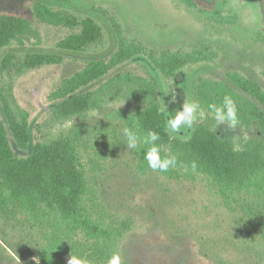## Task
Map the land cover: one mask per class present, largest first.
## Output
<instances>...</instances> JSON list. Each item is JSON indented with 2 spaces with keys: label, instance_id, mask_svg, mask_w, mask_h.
I'll list each match as a JSON object with an SVG mask.
<instances>
[{
  "label": "rangeland",
  "instance_id": "rangeland-1",
  "mask_svg": "<svg viewBox=\"0 0 264 264\" xmlns=\"http://www.w3.org/2000/svg\"><path fill=\"white\" fill-rule=\"evenodd\" d=\"M37 2L53 11L73 14L79 20H95L102 29V37L83 54L65 55L60 66L41 67L20 77L10 74L0 77V89L5 82H13L15 103L28 114L30 142L27 150L18 151L12 143L18 156L27 157L36 143L50 135L69 132L71 128L78 131L79 165L93 191L90 204L88 201L85 205L93 206L103 222L123 229L116 249L121 264H214L200 255L201 250L220 259L222 264H257L250 263L246 256H238L235 249L218 240L219 232L210 230L215 209L210 208L212 212L201 221L198 212L214 203L203 188L184 180H169L158 173L141 174L132 149L126 147L121 130L123 123L111 111L131 109L132 105L116 103L74 122L58 123L50 118L56 103L48 102L47 96L88 61L108 58L122 47L130 53V58L79 93L96 91L114 75L128 74L153 87L160 104L163 107L165 103L167 110L173 103V94L174 103L196 102V85L212 80L226 83L264 112L262 106L226 78L228 73L238 74L264 92V0H227L226 3L194 0L193 7H187L182 0H67L63 4L51 0H0V14L25 18L33 31L22 45L13 43L12 50L1 51L0 59L9 51L19 56L28 52H57L54 49L57 43L80 30L40 23L33 14ZM199 50L205 51L208 60L182 69L183 73L173 79L165 78L148 58L149 53L158 56L162 52ZM201 110L202 114H198L191 128L182 129L180 134L168 131L169 135L186 140L195 126L206 124L219 138L236 147L262 137L256 127L218 126L211 112ZM225 213L217 215L218 223L225 222L222 226L226 225ZM51 224L52 217L39 218L10 201L1 203L0 264H34L32 258L37 257L39 249L55 238ZM224 230L221 231L223 239L229 236ZM200 233L208 240L199 243L195 235ZM70 240L65 253L54 252L61 264H68L70 255L79 257L77 249L85 248L82 235Z\"/></svg>",
  "mask_w": 264,
  "mask_h": 264
},
{
  "label": "trees",
  "instance_id": "trees-1",
  "mask_svg": "<svg viewBox=\"0 0 264 264\" xmlns=\"http://www.w3.org/2000/svg\"><path fill=\"white\" fill-rule=\"evenodd\" d=\"M182 1L187 7L195 5L194 0ZM33 14L42 24L80 30L57 43L54 48L57 52H28L19 56L9 51L0 59V77L4 74L20 77L41 67L60 66L65 55L83 54L101 40L102 29L91 18L79 20L73 14L53 11L39 2L34 4ZM32 32L25 18L1 13L0 52L12 50L13 43L22 45ZM129 54L121 47L108 58L88 61L80 71L61 81L47 96L48 102L56 103L51 110V120L71 123L116 103L132 105L131 109L111 110L122 121L121 130L130 128L141 137L155 131L160 136L155 143L161 158L172 155L177 158L176 167H170L167 172L153 171L144 159L151 145L141 144L132 149L141 174L148 171L169 180L199 185L214 202L198 212L201 221L212 212L210 208L215 209L210 230L219 232L218 240L222 239L228 247L235 249L238 256H246L250 263L264 264V112L224 82L204 80L196 85L194 99L201 108L209 111V104L220 106L224 96L229 95L237 103L240 119L237 127H256L262 136L259 141L247 140L236 147L234 143L219 138L206 124L195 126L186 140L173 139L166 128L167 120L174 118L182 105L173 102L167 111H161L155 89L128 74L114 75L96 91L79 93L104 78L121 61L130 58ZM148 58L168 79L182 74L186 67L208 60L204 50L162 52L158 56L149 53ZM226 78L264 108V92L257 84L238 74L228 73ZM12 80L15 81L13 77ZM12 88L13 82L10 81L0 89V204L10 201L27 212H34L39 218L52 217L50 226L55 230V238L39 249L40 264H61L54 252L65 253L70 239L77 235H82L85 240V248L77 249L79 258L90 264H107L113 250H118L123 229L103 222L93 206L85 205L88 201L90 204L93 191L80 169L76 144L78 131L71 128L69 132L50 135L36 143L30 155L19 157L12 143L18 151L27 150L30 129L28 114L16 105ZM193 162L197 165L195 171L191 167ZM222 211L226 212L225 226H222L225 222L218 223L217 215ZM224 228V233L229 236L223 239L221 231ZM195 236L199 243L208 240L202 233ZM200 255L214 264L223 263L202 250Z\"/></svg>",
  "mask_w": 264,
  "mask_h": 264
},
{
  "label": "clouds",
  "instance_id": "clouds-1",
  "mask_svg": "<svg viewBox=\"0 0 264 264\" xmlns=\"http://www.w3.org/2000/svg\"><path fill=\"white\" fill-rule=\"evenodd\" d=\"M172 102H175V94L172 96ZM209 111L213 114L214 120L218 126L227 125L229 129H235L240 124L238 116V109L236 101L229 95H225L220 106L216 104L208 105ZM161 111H167L166 105L162 107ZM198 114H202L199 102H184L182 109L177 110L174 118L167 120L166 128L172 134H180L182 129L191 128L197 120ZM125 137V144L127 149H137L141 144L151 145L145 152L144 159L147 161L148 167L153 171L167 172L170 167H176L177 158L175 155L161 158L159 147L156 141L160 136L155 131H149L147 135L141 137L130 128L123 130ZM192 170H196V163L193 162ZM34 264H40L39 257H33ZM68 264H90L86 259L70 255ZM107 264H121V257L119 253H114L107 261Z\"/></svg>",
  "mask_w": 264,
  "mask_h": 264
}]
</instances>
